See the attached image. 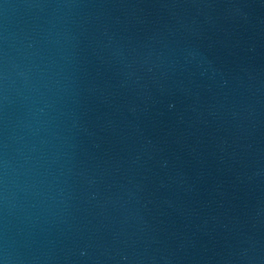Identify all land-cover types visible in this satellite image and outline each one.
I'll use <instances>...</instances> for the list:
<instances>
[{
  "label": "water",
  "instance_id": "obj_1",
  "mask_svg": "<svg viewBox=\"0 0 264 264\" xmlns=\"http://www.w3.org/2000/svg\"><path fill=\"white\" fill-rule=\"evenodd\" d=\"M0 264H264V0H196L1 223Z\"/></svg>",
  "mask_w": 264,
  "mask_h": 264
}]
</instances>
